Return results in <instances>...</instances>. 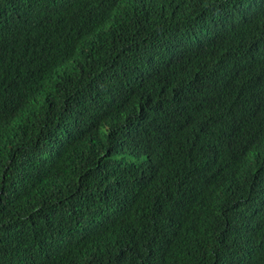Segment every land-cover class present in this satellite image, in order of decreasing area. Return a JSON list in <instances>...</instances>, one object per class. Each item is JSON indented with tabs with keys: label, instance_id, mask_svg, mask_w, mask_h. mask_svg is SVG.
<instances>
[{
	"label": "trees",
	"instance_id": "1",
	"mask_svg": "<svg viewBox=\"0 0 264 264\" xmlns=\"http://www.w3.org/2000/svg\"><path fill=\"white\" fill-rule=\"evenodd\" d=\"M0 264H264V0H0Z\"/></svg>",
	"mask_w": 264,
	"mask_h": 264
}]
</instances>
